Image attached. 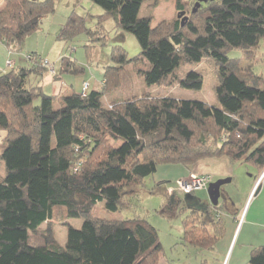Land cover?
Segmentation results:
<instances>
[{
    "label": "trees",
    "instance_id": "1",
    "mask_svg": "<svg viewBox=\"0 0 264 264\" xmlns=\"http://www.w3.org/2000/svg\"><path fill=\"white\" fill-rule=\"evenodd\" d=\"M57 1L0 0V41L20 51L26 37L56 11ZM91 1L103 9L98 25L87 27L85 17L73 12L57 38L68 42L86 33L91 41L101 39L103 22L112 18L119 29L134 34L141 52L128 57L116 45L102 88L85 94L53 96L31 83L32 76L47 70L38 52L26 54L31 66L0 70V130L6 133L0 141V264H159L163 247L153 225L140 218L95 216L97 204L113 212L123 209L125 189L137 191L159 164L226 157L264 170V83L250 65L245 68L228 55L243 48L253 57L264 39V0H206L196 13L190 7L198 0H178L183 23L176 19L154 27L151 12L139 14L146 0ZM86 54L90 58L89 49ZM206 57L218 66L219 106L136 95L133 77H127L131 66L148 86L201 89L202 73L180 76V71ZM85 70L75 57L63 56L54 75L81 76ZM117 89H126L124 99L105 104ZM110 140L120 144L112 146ZM181 205V194L166 195L169 213ZM226 211L211 203L194 209L184 222L186 239L215 242L224 232ZM81 217L80 228L66 221ZM55 220L68 222L65 245L56 238ZM249 264H264V245L252 248Z\"/></svg>",
    "mask_w": 264,
    "mask_h": 264
},
{
    "label": "rangeland",
    "instance_id": "2",
    "mask_svg": "<svg viewBox=\"0 0 264 264\" xmlns=\"http://www.w3.org/2000/svg\"><path fill=\"white\" fill-rule=\"evenodd\" d=\"M155 1L158 4L152 8ZM177 1L146 0L139 14L140 16H146L151 12L154 16L153 27L162 21L169 23L176 19L182 21L184 17H178L180 11L176 7ZM149 7L152 8L151 11H149ZM191 8L192 12L196 13L200 7H197L196 11H194V4ZM73 12L84 16L86 26L94 29L100 22L103 9L91 0H58L56 11L43 19L39 30L28 35L20 51L16 52L17 55H11V57H17L21 52H38L43 57L49 58H47L48 63H42V66L47 68L46 71L48 73L54 75L56 72L55 68L57 70L60 68V54H62L61 57L71 55L86 67L85 74L81 76L65 74L64 79L78 78V82L83 76L91 75L101 81L100 73L104 71V67L114 65L111 56L116 45H122L128 57L137 56L141 52L140 44L134 34L119 29L116 26V21L112 18L103 22V35L105 37L99 35L101 39L91 41L86 33H81L74 40L68 42L58 39L61 25L66 22ZM88 49L90 58L86 54ZM8 51L10 50L7 46L0 41L1 64L8 58ZM228 55L231 58L240 60L245 68L250 65L253 73L262 78L263 81L260 84L264 83V39H261L259 46L254 49V54L251 58H247V50L243 48H233L228 51ZM8 61L12 60L8 59L6 61L5 68L7 69L11 68L7 64ZM28 66H31V64ZM126 70L128 71L127 77H133L134 93L136 95L149 93L151 96L199 100L210 105L219 106L214 91L218 84V66L213 58L206 57L196 65L187 64L180 71V76H184L190 70L202 73L204 81L201 89H184L177 85L173 87L148 86L142 77L135 76L131 66H127ZM3 72L6 71L3 69ZM67 82L72 84L71 81L67 80ZM90 82V79L85 81L83 87L85 83H89L87 90L92 89L93 87L89 88ZM92 82H95V79ZM96 86L99 87L100 82ZM125 90H115L116 92L114 91L105 98V104L114 100H123ZM109 143L112 146L120 144L113 140H110ZM231 166L234 179L221 187L219 198L220 205L228 204L229 206L227 211L222 214L224 232L213 243L207 242L205 245L195 244L189 242L185 237L184 222L187 217L194 209H204L210 203L208 190L181 194L182 205L175 214L169 213L164 208L166 195L168 194L167 190L175 186L177 178L181 176L186 178L187 165L183 164H159L157 171L153 175L147 176L144 180V185L138 187L137 191L133 192L131 189H125L124 199L126 207L113 212L104 209V203L99 202L94 215L106 219L126 220L140 218L148 221L158 230L163 247L159 264H249L252 248L264 245V196L261 195L263 177L255 187L253 194L250 195L251 188L254 187L259 175H261L260 170L254 164L241 161L231 163ZM257 190L259 191L257 192ZM260 206H262L261 211L257 212V210H260L258 209ZM193 219L192 216L190 221ZM66 221L73 227L80 228L84 218H68ZM66 221L55 220L54 223L52 222L56 238L61 245H65L67 242L68 227L64 224L68 223ZM46 227V224L42 225L43 229H46ZM210 233L213 236L214 230H210Z\"/></svg>",
    "mask_w": 264,
    "mask_h": 264
},
{
    "label": "crops",
    "instance_id": "3",
    "mask_svg": "<svg viewBox=\"0 0 264 264\" xmlns=\"http://www.w3.org/2000/svg\"><path fill=\"white\" fill-rule=\"evenodd\" d=\"M16 52H18V51H13V52L8 51V58L6 59V61L8 59L14 61L15 66L13 68H15V69L28 67V65L30 63H29V60L26 58V56H27L26 54L29 53V52H21L20 54H18L17 57L12 58L11 55L12 56L13 55H17ZM9 55H10V57H9ZM61 55L62 54H60V57H59L60 60L62 58ZM45 58H48V57H45ZM6 61L3 64H1L2 62H0V70H2V71H3V69L5 71L11 70V68H8V69L5 68L6 67L5 66L6 65ZM55 71H56L55 73L59 74L60 68H59V70H57L55 68ZM64 75L65 74H62L60 76H56V75L50 74L47 71H45V72H43L42 75L32 76L30 78V82L41 86L46 94L48 93L49 95H53V96H57V95L61 96V95H65V94H68V93H71V92L80 93L83 90V83L85 81H87V80L89 81V79L91 80L89 88L93 87L92 89H89V90H99V89L102 88V85H103V72L100 73L101 81H98V79H96L94 76L91 75V76H83L77 82L78 78L71 79V80L64 79ZM93 79H95V82H92ZM67 80L71 81L72 84H69L67 82ZM98 82H100V86L99 87L96 86V85H98ZM5 135H6L5 131L0 130V141L5 137ZM260 172H261L260 173L261 175H259L257 181L254 184V187L251 188L250 195L253 194V191L255 190V187L257 186V184L259 183V181L263 177V181H262L263 189H262L261 195L264 196V175L262 176V172L263 171H260ZM191 173L211 174L214 177L213 181H215V179L217 180L219 178H226V177H231V181H233V179H234L231 162L226 157L203 159V160L197 162L196 164L187 165V173L185 174V176L188 177ZM182 178H185V177L181 176V177H179L177 179H182ZM204 190H207V189H204ZM258 191L259 190H257V192ZM167 192H168V194H170V190H167ZM248 199H249V196H248ZM263 201H264V199H263ZM223 205L226 208L227 207L229 208L228 204H223ZM261 207L262 206H260L258 208L260 210H257V212L261 211ZM234 233H235V231L233 232V235H234ZM258 246H260V245H258Z\"/></svg>",
    "mask_w": 264,
    "mask_h": 264
},
{
    "label": "built area",
    "instance_id": "4",
    "mask_svg": "<svg viewBox=\"0 0 264 264\" xmlns=\"http://www.w3.org/2000/svg\"><path fill=\"white\" fill-rule=\"evenodd\" d=\"M48 59H44L42 63H48ZM8 65L13 67L14 61H8ZM53 71V69H52ZM89 83H85L83 87V94L87 91ZM264 175V170L262 172V176ZM213 175L204 174V175H195L191 174L189 177L178 179L175 182V186L171 187L170 192H177L179 194H191L199 190L208 189V186L211 182H213Z\"/></svg>",
    "mask_w": 264,
    "mask_h": 264
},
{
    "label": "water",
    "instance_id": "5",
    "mask_svg": "<svg viewBox=\"0 0 264 264\" xmlns=\"http://www.w3.org/2000/svg\"><path fill=\"white\" fill-rule=\"evenodd\" d=\"M201 1H206V0H198L196 2L194 11H196L197 7L200 5ZM185 12H180L178 14V17H184ZM184 21V18L182 19V23ZM231 182V177H226V178H219L213 182L210 183V185L208 186V194L210 197V203L213 205H218L219 204V198L221 195V187L228 183Z\"/></svg>",
    "mask_w": 264,
    "mask_h": 264
}]
</instances>
